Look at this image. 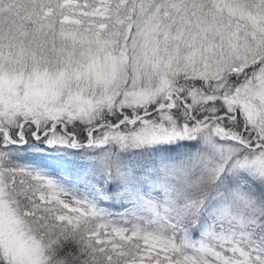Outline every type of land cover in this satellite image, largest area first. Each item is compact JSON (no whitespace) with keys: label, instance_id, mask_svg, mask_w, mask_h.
Instances as JSON below:
<instances>
[{"label":"snow or ice","instance_id":"snow-or-ice-1","mask_svg":"<svg viewBox=\"0 0 264 264\" xmlns=\"http://www.w3.org/2000/svg\"><path fill=\"white\" fill-rule=\"evenodd\" d=\"M0 264H264V0H0Z\"/></svg>","mask_w":264,"mask_h":264}]
</instances>
